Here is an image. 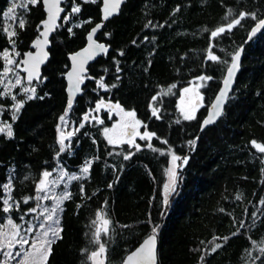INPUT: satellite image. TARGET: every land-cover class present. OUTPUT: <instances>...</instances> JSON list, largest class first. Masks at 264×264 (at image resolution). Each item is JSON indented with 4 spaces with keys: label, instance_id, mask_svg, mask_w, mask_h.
<instances>
[{
    "label": "trees",
    "instance_id": "trees-1",
    "mask_svg": "<svg viewBox=\"0 0 264 264\" xmlns=\"http://www.w3.org/2000/svg\"><path fill=\"white\" fill-rule=\"evenodd\" d=\"M13 2L0 0V109L2 121L13 131L12 137L7 129L0 133V185L12 181L10 192L0 187V226L8 219L24 228L38 221L34 213H25L39 204L34 199L36 185L47 170L53 171L55 182L62 177L54 196L71 195L60 204L58 236L39 264H91L88 257L98 249L93 237L97 226L92 223L97 212L110 221L109 231H102L100 239L106 248L104 264H120L154 228L158 264H264V204L260 203L264 153L251 144L252 140L264 144V28L247 41L252 27L264 18V0H126L119 14L99 28L97 40L108 51L89 65L82 93L70 109L64 80L68 54L81 48L89 30L101 22V0H64L40 78L29 82L22 73L21 83L8 91L3 52L15 46L21 57L30 50L44 19L41 0L27 9L18 8L16 14L25 20V27L20 29L17 21L6 27L17 32L11 43L3 30V13ZM76 5L80 12L73 13ZM241 12L255 13L256 19L247 16L231 31L211 36ZM241 47V68L224 111L217 123L201 130ZM209 50L219 60H210ZM200 76L211 77L200 80L203 105L194 119L185 120L178 99ZM101 78L105 87L98 86ZM29 87L35 88L34 94L25 93ZM100 100L135 111L142 129L155 136L141 141L139 151L112 146L104 129L115 117L104 108L97 110ZM18 103L19 111L14 107ZM153 108L158 109L159 119L152 115ZM66 111V123L61 122L59 117ZM58 126L64 133H74L65 139L63 153ZM191 140L196 141L194 146ZM170 155L182 159L175 191L165 204ZM87 161L91 166L83 173ZM72 175L79 179H70ZM9 196L12 208L5 213L3 199ZM25 197L33 199L25 204ZM14 202H19V209ZM217 244L221 247L212 251ZM0 260H5L1 254Z\"/></svg>",
    "mask_w": 264,
    "mask_h": 264
},
{
    "label": "snow or ice",
    "instance_id": "snow-or-ice-1",
    "mask_svg": "<svg viewBox=\"0 0 264 264\" xmlns=\"http://www.w3.org/2000/svg\"><path fill=\"white\" fill-rule=\"evenodd\" d=\"M39 2V0H27L26 3L21 2V3H16L15 0L12 3L11 7H9L7 9L6 12L3 13V15L5 17H11L14 21L18 22V27L20 29H23L25 27V20L23 18H18L15 15L16 9L18 8H23V9H27L28 5H36ZM45 7L47 9L48 12V18L44 21H42V24L45 26V30L43 32L40 33L41 36L44 37V41L43 43H47V37L49 34V31H51L52 29L49 27V25H53L55 26L56 24V18H57V14L60 11H63V9H60L58 7L60 0H43ZM85 2H87V0H85ZM92 2H95V0H92ZM121 3V0H113L112 3V8L111 10H109V0H104V19H107L109 16L112 15V13L119 7ZM55 9V11H54ZM177 11H179V9L177 8ZM72 12L73 13H78L80 12V7L78 5L73 6L72 7ZM247 16H251L252 19H256V14L255 13H245V12H241L239 14V18L238 19H234L231 22H229L226 27H218L217 29H215L214 31L211 32V36L213 38L217 37L218 35L224 33L226 30L227 31H231V29L236 26L239 25L241 23V21L243 19H245ZM68 17H65V20H67ZM79 26V25H77ZM102 25L98 24L96 25V27L92 28L91 32L89 33L88 36V40L92 41L93 40V35L97 32V30L99 28H101ZM261 27H264V19H261L258 21V23L256 24L255 28L252 29V35H255V33L261 29ZM7 34L8 37L10 39L11 43H15V41H13L11 38L15 37L17 35V32L15 30L13 31H9L7 28L3 29ZM69 31L71 32V28L69 29ZM41 45V41L39 39H37L35 41L34 46L35 47H40ZM96 48L100 49L101 51H106L105 46L103 44H96L95 45ZM43 52V50H41ZM85 52H88L89 49H85ZM121 55H123V53H120ZM19 55V54H18ZM28 59L24 60L23 63L25 65H28V67L24 68V71L28 73V80L29 82L32 81L33 77L35 76L37 79H39V66L40 64H42L44 62V58L47 57V52H43V55H33V53L29 52L26 54ZM80 56V53H77L76 56H73L72 59L75 62L77 57ZM3 57L6 61V66L3 69V74L7 75L8 73L12 72L13 69L11 67H8L7 65H13L16 64V61H13L12 59L9 58V52L7 50H5L3 52ZM91 58V57H89ZM208 58L212 61H217L219 60V58L215 55L212 54L211 50H209V54H208ZM239 60H240V52L237 51L235 53V55L232 57V63L231 66L227 69V77L224 79L223 83H224V88L221 89L219 95L216 97V102L212 105L213 109L215 110L214 113H211L209 115V117L207 119H205L203 121V125L206 126L212 122L215 121V119L217 117H219L221 115V106L223 104V101L226 99L227 97V92H228V88L232 82V78L235 74V72L238 70L239 68ZM83 61L80 62V65L77 66L74 63L73 69L70 73H68V77L71 81H73L71 87H70V91L72 90V88L75 89L76 92L80 91V84L83 83V77L81 76V72H83ZM117 71L119 72L120 69L117 68ZM199 80H205V79H211V77H205V76H200L198 77ZM0 83H2V81H0ZM16 83L19 84L20 83V79L18 78L16 80ZM98 86L100 87H105V85L103 84V78H101L100 81L97 82ZM113 87H115V85H112ZM176 85L173 84L171 85V88H175ZM171 88H169V92L171 91ZM190 89L185 88L184 92H188ZM25 93H28L29 91H31L33 94L35 93V88H25L24 89ZM197 96H199V93H197ZM15 98V97H13ZM33 98L32 96H29V99ZM202 99V97H200ZM153 100H156V97L153 96L152 98ZM68 108L70 109L72 107V103L73 100L70 96L69 100H68ZM104 101L100 100V102L97 104V110L103 106ZM14 107L16 108L17 111H19V109L22 107V104L18 103L16 105H14ZM115 108L120 109L121 112H123V114L125 116L128 117H132L133 118V123L128 125V128L133 129V131H123L121 133V137L119 139H113L111 136H108V143L109 144H123V143H127L129 144V146H134L136 148L137 151L140 150V145L139 144H135L134 143V138L136 136H140V139L144 140V139H148L151 140V138L153 136H155V133H150L145 131L142 135L138 132L135 131V129L141 125V121L138 119H135L136 113L135 111H124L122 108H120L119 104L114 105ZM194 111L195 109H193L191 112H185L183 109H181V112L184 116L185 120H192L195 118L194 116ZM158 113V109L153 108L152 109V115L156 116L157 119H159V116L157 115ZM67 116V111L65 112L64 115H61L59 117L61 122H65V117ZM88 115L86 114L84 116V120H88ZM13 119H15V117H13ZM100 123H103V121H99ZM179 122V121H177ZM7 136L8 137H12L13 136V131L11 128V125H7ZM81 127H83V125L81 124ZM146 127V125H145ZM79 129H77L78 131ZM5 128L4 127H0V133L4 132ZM58 131L60 132V138H59V152L63 153L65 151V139H68L70 137L73 136V132H68L67 136H65V133L63 131L60 130L59 126H58ZM111 131V129L105 128L104 129V133L107 136V134ZM163 143H167V141H163ZM196 141L195 140H191L189 141L190 145H195ZM251 144L260 152V153H264V144L262 143H258L255 140L251 141ZM147 147L152 148V144L148 143ZM156 150V149H154ZM59 154V153H58ZM132 155V153H129L127 155L124 156L125 160L130 159V156ZM182 158L176 155H172V161L173 164L175 165V162L177 160H181ZM187 157L183 158V163L187 164ZM91 166V161H87L85 166L81 169V171L83 173H88L89 172V168ZM176 167H178V165H175ZM168 172L171 176V184L166 183L164 185L165 188V197H164V203L167 204L168 202V195H170L172 192L175 191V182H176V172L173 169H168ZM52 175L51 172L45 170L42 173V178L39 180L38 184L36 185V191L37 193H44V195H37L36 197H34V199H36L37 201L40 200H48V199H54L55 200V206L52 208H48V207H43V211L42 213H40V215L44 216L43 221L38 225L39 228H44L46 224H48L49 222H53L55 224L59 223V220H54V215L56 214V212L58 210L62 211V209L59 208V205L66 199L70 198V193H63L58 197H50L48 195V187H49V180L48 178ZM63 175H67V173H64ZM70 179L72 180H76L79 179V177H77L76 175H72L70 176ZM54 182V181H53ZM0 187H2L5 191L10 192L12 189V181L11 178L9 179L8 183L0 185ZM109 187H111V185H109ZM81 191L83 192V188L81 187ZM240 197L238 196L237 199H239ZM12 199L11 196H9L6 199H3V212L8 213L11 208L12 205L9 203V200ZM30 199H33L32 197H25L23 199V203L27 204L29 202ZM15 206L17 209H19V202H14ZM261 204H264V200H262L260 202ZM42 207V205L37 204L36 207L30 208L28 209V211L25 213V215H28L29 213H36L37 212V208ZM21 219H23V216H21ZM102 220V227L101 226H97L96 227V231L93 233V237H94V242L98 244V249L95 251H92L90 256L88 257L90 260H92L94 262V264H104L103 260H98L97 258L101 256V254L106 252V248L105 245L103 243L100 242L101 239V232L103 231L104 233H107L109 231L108 229V225L110 224V221L108 219H104L102 214L100 212L96 213V219L92 221L93 225H97V221ZM8 225L11 226L12 229H14V231L11 233L10 236H8V234L6 233H2L0 232V254H2L5 258H9V259H15L16 257H21V259L17 262V264H39L40 261L46 260L47 254L50 252V245L51 243L54 242L53 239H49V233L51 232V235L53 238L58 236V231L57 229L52 228L50 225L47 228V230L43 231L39 237H35L32 238L31 240L29 239H25V236L29 233H33L35 228L37 226H30L26 229H23L24 235L21 234V228L19 225H16L13 223L12 219H8ZM243 222H241V227H243ZM155 228L153 229V233H155ZM235 235V233H234ZM225 240H227L228 238L225 237ZM20 245L21 247H23L24 245H30L31 251L25 249L24 252L22 253L20 250H15L16 246ZM221 247V245L217 244L215 246V248L212 249V251H215L216 248ZM15 250V251H13ZM261 251H264V249H261ZM155 235L150 236L148 238V240L144 241V244L141 246L140 249L137 250V252L133 253L131 256L128 257V262L129 264H131V262H133L135 260V264H155ZM0 264H7V260H0Z\"/></svg>",
    "mask_w": 264,
    "mask_h": 264
},
{
    "label": "rangeland",
    "instance_id": "rangeland-1",
    "mask_svg": "<svg viewBox=\"0 0 264 264\" xmlns=\"http://www.w3.org/2000/svg\"><path fill=\"white\" fill-rule=\"evenodd\" d=\"M24 3L27 2V0H24L23 1ZM64 2V1H63ZM11 7V6H10ZM64 8V7H63ZM16 12H17V9H16ZM15 12V15L17 16ZM64 12V11H63ZM63 15V14H62ZM61 15V16H62ZM18 17V16H17ZM4 18V25H5V28L7 26H11L13 25V23L15 22L10 16L9 17H5L3 16ZM9 27L7 28L9 31ZM7 51L9 52V58L12 59L13 61H16L17 62V59L20 57V54L19 52L17 51V49L15 48V46H12L10 49H7ZM19 54V55H18ZM3 57V55H2ZM22 58V56L20 57V59ZM4 59V57H3ZM19 59V60H20ZM4 62H5V66H6V61L4 59ZM8 67H11L13 69L12 72L8 73L7 75H4L3 74V82L5 83V87L8 91H12L16 86H18V84L16 83V80L19 78L20 79V83H21V78H23L22 76V71H21V68L22 66L20 64H18V62L16 64H13V65H7ZM200 87H201V81L199 79H196V80H193L190 82V84L188 86H186L185 88H188L190 89L188 92H184V89L182 90L181 92V95L178 99V107H179V110L181 112V109H183L185 112H191L193 109H195L194 111V116L196 114V112L199 110V108L203 105V100L200 98L202 97V94L200 92ZM29 89H31V87H29ZM197 93H199V96H197ZM114 105L116 104H103V106H101V108H104L106 110H108L109 112V117L113 115V117H115V121L114 123H112V125H109L107 128L108 129H111V131L107 134V136L105 135L104 133V136L108 142V136H111L114 140L115 139H119L121 137V133L125 130L127 131H133V129L131 128H128L127 126L132 124L134 121H133V118L132 117H128V116H125L123 114V112L120 111V109L118 108H115ZM122 108V107H120ZM123 109V108H122ZM124 111H127L125 109H123ZM182 113V112H181ZM183 115V114H182ZM184 117V116H183ZM136 119V118H135ZM7 125L2 121V109H0V127H4L5 129H7L6 127ZM135 131H138L141 135L145 132L141 125L138 126ZM65 136H67V133H65ZM146 140V139H144ZM141 141H143L142 139H140V136H136L134 138V143L135 144H139L140 146L142 145ZM112 146H127L128 148H135L134 146H129V144L127 143H123V144H111ZM175 165H180L179 163V160H177L175 162ZM174 164H173V161H172V155H170L169 157V161H168V167L166 169V180H165V183H168V184H171V176L168 172V169H173L175 170V172H177V169L178 167H176ZM52 173V175L48 178L49 180V187H48V195L50 197H58V196H54L53 194V190H55L54 188H57L58 185L60 184L61 182V178L60 177L58 180H56L55 182V178L54 177V173L53 171H49ZM62 176V174H61ZM54 181V182H53ZM62 184V183H61ZM57 191V190H55ZM163 193H164V196H165V188H163ZM37 195H44V193H38ZM36 195V196H37ZM169 196V195H168ZM39 204L42 205V207L40 208H37V212L34 213L36 219L38 221H33L31 222L28 226H26V228L30 227V226H37L35 229V233L34 235H29L27 234L25 236V239H29L31 240L32 238H35V237H39L40 234L47 230V228L49 227V225L54 228V229H59V223L58 224H55L53 222H49L48 224L45 225L44 228H39L38 225L43 221L44 219V216L40 215V213H42L43 211V207H48L49 209L54 207L55 206V200L54 199H48V200H40L39 201ZM59 208L61 209V206L59 205ZM60 210H58L56 212V214L54 215V220H59L60 222V214H59ZM21 223V222H20ZM23 224V223H22ZM16 225H19V224H16ZM20 226V225H19ZM96 226H101L102 227V220L100 221H97V225ZM21 228V234L24 235V232L22 231L23 229H26L22 226H20ZM14 231V229L11 228L10 225H8V221L1 225L0 226V232L2 233H6L8 234V236L11 235V233ZM57 237L53 238L52 235H51V232L49 233V239H53L55 240ZM52 244V243H51ZM51 246V245H50ZM27 249L29 251H31V248H30V245H24L23 247H21L20 245H17L16 246V249L15 250H20L22 253L24 252V250ZM13 250V251H15ZM2 255V254H1ZM2 257L4 259L7 260V262H9V260H11V263L12 264H17V262L21 259V257H16L15 259H9V258H5L3 255ZM98 260H103L104 261V253L101 254L100 257L97 258ZM44 261V260H43ZM43 261H40L39 263H42ZM91 261V264H94V262L92 260Z\"/></svg>",
    "mask_w": 264,
    "mask_h": 264
},
{
    "label": "water",
    "instance_id": "water-1",
    "mask_svg": "<svg viewBox=\"0 0 264 264\" xmlns=\"http://www.w3.org/2000/svg\"><path fill=\"white\" fill-rule=\"evenodd\" d=\"M63 1H64V0H60L58 7H59L60 9H63V11H64V8H63V6H62ZM125 1H126V0H121V3H120V5H119V7H118V8L112 13V15L109 16L107 19H104V0H101V5H100V16H101V22H98L96 25H98V24L103 25V24H104L106 21H108L109 19H111V18L117 16V15L119 14V12H120V10H121L123 4L125 3ZM112 3H113V0H109V10H111V8H112ZM41 4H42V7H43V12H44V19H43L42 21H44V20H46V19L48 18V12H47V9H46V7H45V4H44L43 0H41ZM54 11H55V9H54ZM63 11H60V12L57 14V18H56V24H55V26H53V25H49V27H50L52 30L49 31V34H48V37H47V41H48V42H47L46 44L43 43V41H44V37L40 35V33L43 32V31L45 30V26H44V25L42 24V22H41V30L39 31V36H38L36 39H34L33 42L31 43V49L28 50V51H26V52H24L23 55H22V58L19 60V64L22 66L21 71H22V73L24 74V76H25V78H26L27 80H28V73L24 71V68H25V67H28V65H25V64L23 63L24 60L28 59V57H27L26 54L29 53V52H31V53H33V55H38V54H39V55H43V52H47V57L44 58V62H43L42 64H40V66H39V77H40V76H41V72H42V68L45 66V64H46L47 61L49 60V56H50V54H49L48 49H49V46H50V38H51L52 34L55 32V30H56V28H57V26H58V23H59V20H60L61 15L63 14ZM262 19H264V18H262ZM96 25H95L94 27H96ZM255 26H256V24L252 27V29L255 28ZM94 27H92V28H94ZM92 28H91V29L89 30V32L86 34L85 44H84L81 48H79L78 50H76V51L71 52V53L68 54L69 68L67 69V71H66V73H65V75H64V80H65V84H66V87H65V93H66V96H67V102H68L70 96H71L72 100H74L78 95H80V94L82 93V85H83V83L80 84V91H79V92H76L74 88H72V90L70 91V87H71L73 81H71V80L69 79V77H68V73H70V72L72 71L73 66H74V63H75L77 66H79V65H80V62L83 61V69H84V70H83V72H81V76L84 77V76L87 74V70H88L89 65H90L91 63H93L94 61H96V60H97L101 55H103L105 52L108 51V47H107L103 42H99V41L97 40V34H98L99 29H98L97 32L93 35V40H92V41H89V40H88V36H89V33L91 32ZM263 28H264V27H261V29L258 30V31L255 33V35H252V29H251L247 41H250V40H251L252 38H254L256 35H258V34L260 33V31H261ZM37 39H39V40L41 41V45H40V47H35V46H34L35 41H36ZM96 44H103V45L105 46L106 51H101L100 49L96 48V47H95ZM85 49H89V51H88V52H85V51H84ZM41 50H43V52H42ZM243 50H244L243 47H241V48L238 50V51L240 52L239 68H238V70L235 72V74H234V76H233V78H232V82H231V84H230V86H229V88H228L227 97H226V99L223 101V104H222V106H221V115H222V113H223V111H224V107H225L226 101H227V99H228V96H229L230 92L232 91L233 86H234V84H235V82H236V77H237V75H238V73H239V71H240V68H241V62H242V57H243ZM77 53H80V56H78L77 59H76V61L74 62L73 59H72V57H73V56H76ZM234 55H235V54H234ZM234 55H233V56H234ZM89 57H91V58H89ZM231 63H232V61H231ZM231 63H230V65H229V67L231 66ZM229 67H228V68H229ZM228 68H227V69H228ZM226 77H227V70H226L225 75H224V77H223V79H222V82H221V86H220V88H219V91H218V93L216 94V96L214 97V99L212 100L210 106L208 107L207 112H206V115H205L203 121H204L205 119H207L211 113H214L215 110L213 109L212 105L216 102V97L219 95L221 89H223V88L225 87L223 81H224V79H225ZM33 79H37V78L34 76ZM33 79H32V80H33ZM67 104H68V103H67ZM221 115H220L219 117H217V118L215 119L214 122H212V123H210V124H208V125H206V126L203 125V121H202V122H201V125H200V129H201V130H204L205 128L214 125L215 123L218 122V120L220 119ZM153 235H155V234L151 233V234H149L146 238H144V239L139 243V245H138L136 248H134L131 252H129V253L123 258V261H122L120 264H129V262H128V257L131 256L133 253L137 252V250L140 249L141 246L144 244V241L148 240V238H149L150 236H153ZM157 250H158V239H157V236L155 235V257H156V259H155V264H158ZM131 264H135V260H134L133 262H131Z\"/></svg>",
    "mask_w": 264,
    "mask_h": 264
},
{
    "label": "flooded vegetation",
    "instance_id": "flooded-vegetation-1",
    "mask_svg": "<svg viewBox=\"0 0 264 264\" xmlns=\"http://www.w3.org/2000/svg\"><path fill=\"white\" fill-rule=\"evenodd\" d=\"M40 78V77H39Z\"/></svg>",
    "mask_w": 264,
    "mask_h": 264
}]
</instances>
